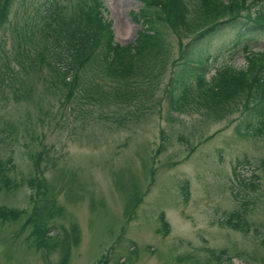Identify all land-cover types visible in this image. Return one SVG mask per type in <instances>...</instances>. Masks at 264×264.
<instances>
[{"label":"rangeland","instance_id":"obj_1","mask_svg":"<svg viewBox=\"0 0 264 264\" xmlns=\"http://www.w3.org/2000/svg\"><path fill=\"white\" fill-rule=\"evenodd\" d=\"M56 2L69 20L80 7L95 12L94 0ZM99 3L115 40L134 44L141 25L131 13L142 2ZM24 14L17 2L0 30V159L8 167L0 190L7 209L0 215V264H264V131H236L245 110L239 98L221 118L192 105L170 108L172 62L189 38L169 30L168 58L153 80L127 84L150 90L149 97L76 100L47 66L28 76L21 71L14 29ZM244 31L226 28L216 36L208 79L225 64L244 69L249 51L264 52V30ZM53 44L64 68V49ZM86 75L104 91L120 85L96 70ZM43 192L55 199L47 216L50 251L39 248L30 221ZM238 210L248 231L226 222Z\"/></svg>","mask_w":264,"mask_h":264},{"label":"trees","instance_id":"obj_2","mask_svg":"<svg viewBox=\"0 0 264 264\" xmlns=\"http://www.w3.org/2000/svg\"><path fill=\"white\" fill-rule=\"evenodd\" d=\"M56 1L34 4L32 0H0V30L10 21L17 2L25 12L24 23L14 29L15 57L25 76L37 66L45 65L63 77L69 84L66 97H76V100L127 103L138 97H149L150 90L135 89L127 84L132 80H153L158 66L167 61L166 34L173 30L189 40L181 41L179 56L172 62L173 74L165 89L170 108L180 111L192 105L221 118L225 116V107L239 98L245 101V110L242 125H238L236 131L240 135L263 133L264 52L249 51L244 69L225 64L217 67L211 79L206 75L211 57L209 47L218 34L226 28L237 29L241 36L245 34L244 29L264 30V0H139L142 6L131 13L132 19L141 25L134 44L115 40L113 24L104 18L99 0H94V13L80 7L72 20L65 11L63 16ZM54 42L64 49V68L56 58L58 48ZM93 70L120 85L110 91L98 89V84L89 83L86 75ZM14 92V96L19 97V93ZM7 170L0 159V190L2 183H8L7 177L2 175V172L6 175ZM33 184H37L36 178ZM38 185L42 186L39 182ZM41 194L44 198L38 197L41 204L35 205L30 221L34 223L39 248L50 251L53 235L49 234L47 216L53 215L55 199L46 192ZM6 210L0 207V215H6ZM226 222L233 228L249 230L248 221L239 210ZM167 224L164 222L165 226Z\"/></svg>","mask_w":264,"mask_h":264}]
</instances>
